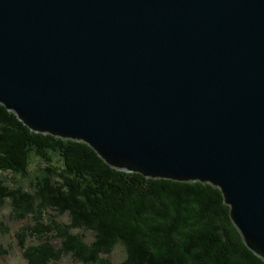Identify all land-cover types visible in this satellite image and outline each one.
Segmentation results:
<instances>
[{"label":"water","instance_id":"1","mask_svg":"<svg viewBox=\"0 0 264 264\" xmlns=\"http://www.w3.org/2000/svg\"><path fill=\"white\" fill-rule=\"evenodd\" d=\"M0 103L114 168L217 185L264 260V0H0Z\"/></svg>","mask_w":264,"mask_h":264},{"label":"trees","instance_id":"2","mask_svg":"<svg viewBox=\"0 0 264 264\" xmlns=\"http://www.w3.org/2000/svg\"><path fill=\"white\" fill-rule=\"evenodd\" d=\"M33 155L47 164L35 193L3 174L27 175ZM8 203L12 216L36 222L19 233L27 264H59L68 254L114 264L118 243L126 256L116 264H264L217 185L114 168L87 142L35 131L0 103V211ZM65 213L69 222L58 217ZM0 229L9 230L1 218ZM32 237L39 241L29 243ZM8 253L0 242V257Z\"/></svg>","mask_w":264,"mask_h":264},{"label":"rangeland","instance_id":"3","mask_svg":"<svg viewBox=\"0 0 264 264\" xmlns=\"http://www.w3.org/2000/svg\"><path fill=\"white\" fill-rule=\"evenodd\" d=\"M47 166L46 162L39 159L37 156L33 155L30 161V165L28 167L29 171L27 175H19L12 173H3L4 178L10 184L18 185L23 189H27L31 192H36L40 187V180L45 175L44 167ZM51 213H55L56 211L49 210ZM45 217L48 215L45 213ZM59 219L64 222H69L70 217L68 213L63 215H58ZM0 218L3 222L9 227L8 231H4L0 229V242L3 243L7 248H9V253L0 257V264H27L26 259L23 257L22 249L20 247L21 237L19 233L25 227L31 225H36V222L33 218L28 217V219H18L12 216V207L8 203L4 208L0 211ZM76 231V230H75ZM86 234L89 239H92L94 236L92 231L87 230ZM39 241L37 237L28 238L27 241L29 243H33L34 241ZM54 242L59 244L60 239L54 237ZM126 256L125 246L121 243H118L113 252L111 254V258L114 264L122 261ZM59 264H84L81 261H78L73 258L70 254L64 256Z\"/></svg>","mask_w":264,"mask_h":264}]
</instances>
